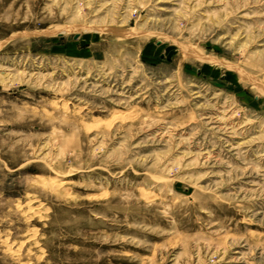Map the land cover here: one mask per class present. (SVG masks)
I'll use <instances>...</instances> for the list:
<instances>
[{
	"label": "rangeland",
	"instance_id": "rangeland-1",
	"mask_svg": "<svg viewBox=\"0 0 264 264\" xmlns=\"http://www.w3.org/2000/svg\"><path fill=\"white\" fill-rule=\"evenodd\" d=\"M0 264H264V0H0Z\"/></svg>",
	"mask_w": 264,
	"mask_h": 264
},
{
	"label": "water",
	"instance_id": "water-1",
	"mask_svg": "<svg viewBox=\"0 0 264 264\" xmlns=\"http://www.w3.org/2000/svg\"><path fill=\"white\" fill-rule=\"evenodd\" d=\"M58 36H59L60 38H63L62 35H58ZM75 38H77V37H75Z\"/></svg>",
	"mask_w": 264,
	"mask_h": 264
},
{
	"label": "bare ground",
	"instance_id": "bare-ground-1",
	"mask_svg": "<svg viewBox=\"0 0 264 264\" xmlns=\"http://www.w3.org/2000/svg\"><path fill=\"white\" fill-rule=\"evenodd\" d=\"M58 32H59V31H58ZM58 32H57V33H58ZM60 33H61V32H60ZM118 115H119V114H118ZM50 184H51V183H50Z\"/></svg>",
	"mask_w": 264,
	"mask_h": 264
}]
</instances>
